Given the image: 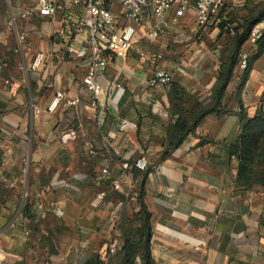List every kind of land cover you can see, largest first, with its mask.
<instances>
[{"label":"crops","instance_id":"crops-1","mask_svg":"<svg viewBox=\"0 0 264 264\" xmlns=\"http://www.w3.org/2000/svg\"><path fill=\"white\" fill-rule=\"evenodd\" d=\"M33 21L19 26L28 33L26 60L39 50L55 52L56 59L41 73L0 71V264H40L39 257L87 264L93 255L105 262L110 219L126 204L109 179L96 183L95 175L104 160L117 168L142 151L150 167L144 200L152 215L155 264H264V189L237 187L239 162L228 151L241 130V106L248 118L264 112V52L252 61L240 92L238 77L228 85L224 104L231 111L209 114L180 147L163 156L172 122L168 87L150 88L148 81L167 71L172 81L208 102L219 71L217 50L153 62L136 52H150L149 43H138V37L127 57L109 55L107 71L97 76L104 111L90 108L84 91L78 106L49 112L56 89L70 96L84 90L90 59L63 60V46L50 38L55 23ZM46 77L54 88L43 86ZM72 128L77 138L62 142L61 134ZM87 142L94 144L95 156L87 155ZM101 190L107 195L93 206ZM25 192L27 199L21 196ZM25 199L31 219L22 214ZM49 235L51 252L45 244Z\"/></svg>","mask_w":264,"mask_h":264},{"label":"built area","instance_id":"built-area-1","mask_svg":"<svg viewBox=\"0 0 264 264\" xmlns=\"http://www.w3.org/2000/svg\"><path fill=\"white\" fill-rule=\"evenodd\" d=\"M228 0H14V7L10 8L7 28L14 33L17 41L16 51L21 59L19 70L29 75L41 73L48 69L56 59L53 51H35L31 59L26 60L24 55L28 33L19 27V22L29 21L34 18H47L55 23L50 33L53 42L63 46L62 59L68 57L81 59L86 56L90 65L83 77L84 90L70 96L62 89H56L48 106L49 112H55L59 107H76L83 101V92H89V107L94 110L104 111L106 101L101 98L102 86L97 80L99 74L107 71L109 55L127 57L133 48L135 38L140 27L148 31V36L157 39L162 36L171 23H178L189 11L194 12L195 29L206 27L212 22H218L215 17ZM244 4L247 0H233ZM16 10V11H15ZM226 30L232 35L237 31L235 23H228ZM264 33V17L251 29L248 43L252 47ZM146 52L136 49L144 60L158 61L164 57L162 49ZM248 54L240 53L238 67L245 70L248 66ZM8 64L0 63V71ZM46 88H54V81L42 78ZM172 82V75L167 71H159L148 81L150 88L158 85L167 86ZM155 102L156 94H152ZM77 129H69L61 134V141L66 143L76 139ZM87 155H96L92 142L86 144ZM146 171L149 160L145 151L133 161L122 160L119 167L111 166L109 160H104L95 175L96 183L111 179L112 189L124 195L125 204L136 201L138 197V179L133 175L132 169ZM105 190L99 191L93 201V206H98L106 197ZM27 193H24V197ZM124 204V203H123ZM120 214L110 219L112 231L118 230ZM123 245L122 238L110 241L105 251L106 262L115 255ZM111 246V247H110ZM40 264H56L48 257H39ZM135 264H142L140 257L135 259Z\"/></svg>","mask_w":264,"mask_h":264},{"label":"trees","instance_id":"trees-1","mask_svg":"<svg viewBox=\"0 0 264 264\" xmlns=\"http://www.w3.org/2000/svg\"><path fill=\"white\" fill-rule=\"evenodd\" d=\"M253 1L255 0H247L244 4ZM230 2L234 1L228 0L226 5H224L226 8L223 7L225 9L219 12L215 19L219 22L218 26L221 29V34L226 35L227 39H229L228 43L233 44L227 55L224 56V59L220 62L217 79L212 88L209 101L205 102V100H201L197 95L190 93L176 81H172L167 85L172 122L168 125L166 130L167 136L163 156H166L171 150L180 147L186 138L195 132L201 121L209 114L216 113L217 115H225L231 111L228 106L224 104L228 85L238 77L240 80L237 84L236 91L237 93L240 92L247 80L252 61L264 52L263 33L254 45V52L248 58L247 68L242 75L237 76L236 69L239 53L245 43H248V38L253 26L263 19L264 4L256 14H249L244 19L239 20L235 14L226 11ZM228 23L236 24L237 31L234 35L226 30V25ZM208 26L197 28V32H204ZM221 43L222 42L217 46H221ZM10 62L12 65H15L12 60H10ZM13 68L15 67L8 64L3 70H10ZM242 107L243 106H241V111L239 112L242 124L240 133L238 138L228 146L230 156L236 157L239 162L236 184L240 189L249 190L255 186H261L264 189V112L258 111L256 115L248 118ZM149 171L150 167H148L146 171H140L136 167L132 169L135 178H137L138 175L141 176L137 187L138 197L136 203L138 205V210L135 216V221L139 223V228L135 231H127L124 228L123 221L125 216L124 212H122L118 226V229L123 232H120V236L123 240V245L120 250L115 255L110 256L107 262L100 261L97 255L90 256L87 264H113L116 259L121 261L120 264H135V259L137 257L141 258L142 264H155L151 253L152 215L144 200V181ZM109 181H111V179H109ZM122 197V199L125 198L123 194ZM26 199L22 207V214L23 217L31 219L33 214L30 204L28 203L29 200Z\"/></svg>","mask_w":264,"mask_h":264},{"label":"rangeland","instance_id":"rangeland-1","mask_svg":"<svg viewBox=\"0 0 264 264\" xmlns=\"http://www.w3.org/2000/svg\"><path fill=\"white\" fill-rule=\"evenodd\" d=\"M263 4L264 0H255L246 4H242L239 1H234L228 4V9L226 11L228 13L231 12L235 14V16L239 20H242L249 14H256ZM11 7H14V0H0V26H3L2 31H4L5 33V42L2 44L4 48H2V50L0 51V54H3L2 56H0V62L6 61L12 67H15L18 71H20L18 66L21 57L16 51L17 41L14 36V33L9 31L7 28V21L9 20L8 16ZM225 8H222L219 12L223 11ZM33 20L34 19H31L29 20V22L20 21L19 26H23V28H26L30 24H34ZM218 24L219 22L214 21L211 23V25L208 26V28L204 32H197V29H195L196 25L194 21V12L193 10H191L178 23H171L167 31L159 38H150L147 35L148 31L142 26L140 27L136 38L139 37L138 43H149L150 46L148 48V51H151L152 49L158 50L161 48V45H164L165 47L162 49V52L164 56H167L168 58L176 57L185 60L191 57L196 58L198 56L197 53L199 51L217 50L216 54H214L216 55L220 66V62L224 59V56L227 55L233 43H228L229 39H227L226 35L221 34V29ZM220 42H222L221 46L218 47L217 45H219ZM254 50L255 48L252 47L250 43H245L240 53H247L248 56H250L254 52ZM33 52L34 51L32 50L30 53ZM10 60H12L15 65H12ZM236 70L238 76L242 75V73L244 72V70L240 69L238 65ZM21 196L22 198L24 197L23 193L21 194ZM24 198H26V196ZM137 210L138 205L136 201H129L126 203V208L123 211L125 216L123 223L124 228L127 231H135L139 228V223L135 221ZM120 232L123 233L119 229L116 232L113 230L111 237L108 240L107 238H104L103 242L108 241L109 243V241L118 240L119 238H121ZM45 244L51 252V249L53 247V241L50 238V235L47 236V238L45 239ZM55 251L57 252L56 249ZM52 253L55 252L52 251ZM120 263L121 261L116 259L113 264Z\"/></svg>","mask_w":264,"mask_h":264}]
</instances>
